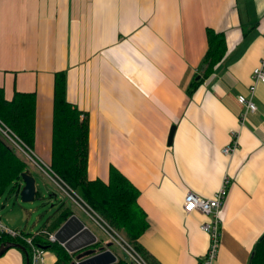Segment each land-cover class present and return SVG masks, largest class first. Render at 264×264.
I'll return each mask as SVG.
<instances>
[{"label":"crops","instance_id":"1","mask_svg":"<svg viewBox=\"0 0 264 264\" xmlns=\"http://www.w3.org/2000/svg\"><path fill=\"white\" fill-rule=\"evenodd\" d=\"M206 27L222 32L226 49L188 94ZM262 58L264 0H0V87L5 98L34 91L32 150L48 164L52 78L62 70L66 100L87 114V177L106 181L113 165L138 189L148 223L138 241L161 264H198L208 216L184 212L183 194L209 197L224 175L211 264H246L264 233V85H255L256 108L242 123L236 101ZM231 129L237 145L226 154ZM48 184L36 182L47 201L41 218L63 197ZM17 200L16 191L0 195V220L23 231L29 207ZM72 213L98 241H112L78 205ZM43 248L53 264V249ZM109 248L124 257L113 241ZM24 261L17 246L0 255V264Z\"/></svg>","mask_w":264,"mask_h":264},{"label":"trees","instance_id":"2","mask_svg":"<svg viewBox=\"0 0 264 264\" xmlns=\"http://www.w3.org/2000/svg\"><path fill=\"white\" fill-rule=\"evenodd\" d=\"M206 40L199 64L200 76L192 79L188 94L202 77L215 68L225 52L226 43L221 31L206 27ZM34 102V91L14 90L11 97L5 98L0 87V123L30 149L34 142ZM87 132L86 112L66 100L64 72L55 71L52 78L50 155L47 165L60 184L112 228L145 264H161L138 241L148 225L145 212L136 202L138 189L113 165L108 167L106 181L87 177ZM24 170L28 171L26 158L0 132V195L8 196L16 191L21 179L20 172ZM74 205L69 197L63 195L35 232L19 230L20 236L31 237L40 246L51 247L56 256L53 264H67L68 254L57 241L49 242L46 233L55 230L73 212ZM20 236L0 232V241H18L27 248ZM122 252L124 257L118 256L110 264H132L128 255ZM246 264H264V233L253 244Z\"/></svg>","mask_w":264,"mask_h":264},{"label":"built area","instance_id":"3","mask_svg":"<svg viewBox=\"0 0 264 264\" xmlns=\"http://www.w3.org/2000/svg\"><path fill=\"white\" fill-rule=\"evenodd\" d=\"M250 83L247 85L246 93H237L236 101L240 105V110L238 112V121L242 123L247 112L253 111L256 108V104L252 99L254 88L257 83L264 85V58L254 65L250 70ZM0 132L5 135L9 141H11L14 146L21 152V154L30 160L32 163L36 164L42 171H44L49 177L53 179L55 184L62 191L63 195L69 197L74 204L78 205L81 209L87 212V214L98 224L105 232L108 234L109 238L116 243L123 251L128 255L134 264H145L141 257L125 242L122 238L110 228L100 217H98L93 211L85 208L76 196L66 187L60 184V182L55 178V175L50 170L47 164L41 162L39 157L34 153L32 149L27 147L22 141L13 137L5 126L0 123ZM230 140L221 147V151L226 154H232L237 145V132L233 129L229 131ZM36 156V159L33 158L31 152ZM51 173V175L48 173ZM53 176V177H52ZM228 183V178L226 175L222 177L221 184L219 188L214 191V193L209 197H202L190 190H186L183 194V199L181 207L184 212L188 213L193 210L207 215L206 220L199 222V227L205 231L208 235V244L204 254L201 256L198 264H211L214 260L218 246L220 243V214L219 207L226 193V185ZM54 184V183H53ZM0 232H5L10 236H20V233L17 229H12L3 224L0 220ZM53 231L46 233V239L49 242L55 241ZM22 237V236H20ZM24 242L27 245V256L28 264H45L44 262V248L39 244L35 243L31 237H22Z\"/></svg>","mask_w":264,"mask_h":264},{"label":"water","instance_id":"4","mask_svg":"<svg viewBox=\"0 0 264 264\" xmlns=\"http://www.w3.org/2000/svg\"><path fill=\"white\" fill-rule=\"evenodd\" d=\"M197 77L198 75L195 76ZM20 178V182L16 185L17 201L44 199V194L36 186L35 177L29 171L20 172ZM43 204L44 200L41 201V205ZM53 235L55 240L70 253L67 264H109L115 260V255L109 248L112 241H98L74 213H70L60 223ZM10 246L19 247L25 256L24 264H28L27 249L18 241L9 239L0 241V255Z\"/></svg>","mask_w":264,"mask_h":264},{"label":"rangeland","instance_id":"5","mask_svg":"<svg viewBox=\"0 0 264 264\" xmlns=\"http://www.w3.org/2000/svg\"><path fill=\"white\" fill-rule=\"evenodd\" d=\"M31 155L33 158L36 159V156L33 154V151L31 152ZM27 168L28 171L35 177V183H55L51 177H49L44 171H42L36 164L32 163L30 160H27ZM48 172V171H47ZM49 173V172H48ZM51 175V173H49ZM53 177V176H52ZM21 180V179H20ZM49 185V184H48ZM44 199H33L28 202H21L17 201V203H21L22 205H26L29 207L28 211H26V221L27 225L24 227L25 229H36L42 222V218L45 217V215L41 218V214H43L42 211H44V208L47 206V203L44 205H41V201ZM14 199L9 200V204H12ZM45 202V200H44ZM0 218L3 220V215L0 214ZM2 222V221H1ZM3 223V222H2ZM24 229V230H25ZM30 232V230H28ZM123 250V249H122Z\"/></svg>","mask_w":264,"mask_h":264}]
</instances>
